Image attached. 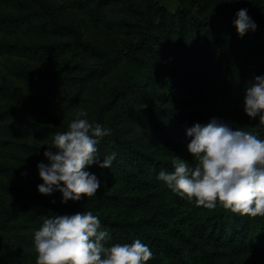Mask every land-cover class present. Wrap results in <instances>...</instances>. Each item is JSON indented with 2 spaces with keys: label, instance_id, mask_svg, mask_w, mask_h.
Listing matches in <instances>:
<instances>
[{
  "label": "trees",
  "instance_id": "trees-1",
  "mask_svg": "<svg viewBox=\"0 0 264 264\" xmlns=\"http://www.w3.org/2000/svg\"><path fill=\"white\" fill-rule=\"evenodd\" d=\"M149 1L0 0V264H36L43 218L77 211L99 216L111 242L148 244L145 264H264V216L208 209L157 179L192 155L195 122L264 138L243 111L247 82L264 74L259 0H187L175 12ZM245 7L257 28L240 36L232 21ZM81 110L112 129L100 159L117 156L87 166L102 182L94 196L62 203L38 191L37 165Z\"/></svg>",
  "mask_w": 264,
  "mask_h": 264
},
{
  "label": "clouds",
  "instance_id": "clouds-1",
  "mask_svg": "<svg viewBox=\"0 0 264 264\" xmlns=\"http://www.w3.org/2000/svg\"><path fill=\"white\" fill-rule=\"evenodd\" d=\"M232 23L240 36L257 28L246 7L237 10ZM243 111L264 125V74L247 82ZM111 131L89 121L85 110L78 112L66 131L55 134L53 146L45 149L47 163L37 165L43 181L37 185L38 191L45 195L59 191L62 203L79 201L82 194L94 196L102 182L87 166L111 167L117 153L106 154L101 160L98 151L100 140ZM186 137L195 163L175 155L174 170L161 169L157 179L208 209L219 201L241 215L264 216V138L216 117L187 127ZM111 241L109 229L92 211L48 216L34 230L36 264H145L154 255L139 238L131 243Z\"/></svg>",
  "mask_w": 264,
  "mask_h": 264
},
{
  "label": "rangeland",
  "instance_id": "rangeland-1",
  "mask_svg": "<svg viewBox=\"0 0 264 264\" xmlns=\"http://www.w3.org/2000/svg\"><path fill=\"white\" fill-rule=\"evenodd\" d=\"M229 1V0H227ZM244 0H230V2H233L237 5H240ZM188 3L189 5L190 2H188L187 0H150L147 4L150 7H155L157 9H159L160 11H170V12H175L181 5ZM258 11L263 12L264 13V0H259V8ZM4 64V58L0 57V71L2 70ZM109 82H105L102 81L100 82V86L101 87H105L106 85H108ZM28 92V91H27ZM49 100H51L50 98H48ZM52 107L55 108V103L52 102ZM5 153H0V157L4 158L5 157ZM184 159H188L189 162H195L194 157H192V155H188L187 153L185 155H183Z\"/></svg>",
  "mask_w": 264,
  "mask_h": 264
}]
</instances>
